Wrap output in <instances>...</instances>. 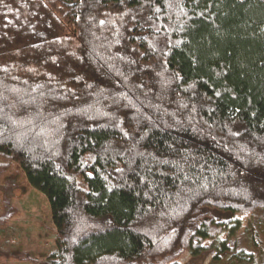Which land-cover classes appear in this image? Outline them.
Instances as JSON below:
<instances>
[{"label":"trees","instance_id":"obj_1","mask_svg":"<svg viewBox=\"0 0 264 264\" xmlns=\"http://www.w3.org/2000/svg\"><path fill=\"white\" fill-rule=\"evenodd\" d=\"M15 168L50 205L38 263L190 264L212 211L264 210V0H0Z\"/></svg>","mask_w":264,"mask_h":264},{"label":"rangeland","instance_id":"obj_2","mask_svg":"<svg viewBox=\"0 0 264 264\" xmlns=\"http://www.w3.org/2000/svg\"><path fill=\"white\" fill-rule=\"evenodd\" d=\"M5 196L11 197L16 212L5 224H0V248L12 251L10 256L2 255L0 264H40L38 261L44 260L55 247L54 224L46 196L28 186L17 168L0 176V204ZM211 214L228 221L225 230L218 240L206 239L199 252L186 255L181 263L206 264L214 253H222L211 264H228L225 262L228 257L235 259L233 264H264L263 209L247 216L222 211ZM230 241L233 242L229 244ZM222 242L229 244L223 252L220 250ZM33 259L36 262H32Z\"/></svg>","mask_w":264,"mask_h":264}]
</instances>
